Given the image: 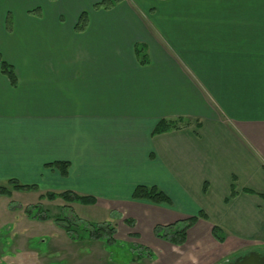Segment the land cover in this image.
I'll use <instances>...</instances> for the list:
<instances>
[{
  "label": "crops",
  "instance_id": "1",
  "mask_svg": "<svg viewBox=\"0 0 264 264\" xmlns=\"http://www.w3.org/2000/svg\"><path fill=\"white\" fill-rule=\"evenodd\" d=\"M96 1L0 0V54L16 75L11 85L0 70V184L92 195L95 203L79 204L95 209L94 222L122 220L154 261L165 244L153 226L188 207L208 215L187 231L197 264L264 248V0L92 9ZM18 4L11 33L4 20ZM82 10L87 26L76 31ZM178 118L189 123L151 134L160 119ZM55 160L69 162L66 175L46 165ZM138 184L156 185L171 203L133 199ZM212 224L223 242L207 237Z\"/></svg>",
  "mask_w": 264,
  "mask_h": 264
},
{
  "label": "rangeland",
  "instance_id": "2",
  "mask_svg": "<svg viewBox=\"0 0 264 264\" xmlns=\"http://www.w3.org/2000/svg\"><path fill=\"white\" fill-rule=\"evenodd\" d=\"M56 4L57 2H54L53 4L47 3L42 6L48 8L50 11ZM62 4L63 2L61 1L60 5L63 8ZM19 11L20 5L18 4L16 11L12 10V12H8L10 15V29H7L8 32H16L14 16H18ZM37 11L38 10L30 13L37 14ZM82 11L87 12L86 10ZM65 13V18L68 20L67 11ZM4 21L6 28V17ZM8 46V43L5 44L4 51L5 54H9L8 56L10 57L11 54L8 51ZM5 183H3V185ZM37 187L36 190L12 191L10 196L0 195V264H197L198 262V259L194 257L197 256V248L193 240H187V238L186 241L180 245L173 244L163 239L165 247L157 250V261L153 260L154 255H149L150 253H148V258L143 260L134 258L133 254L135 250L131 247L134 244L140 243L135 240L130 229H122L125 227L121 226L123 224L122 220L119 221V227L116 226L114 223L115 221L112 222L108 220L115 225L113 237L117 243L105 244L101 239L73 241L54 220V215L60 213L61 205L66 206L64 207L65 209L62 210L68 213L67 203L61 199L50 201L45 198H38L40 194L46 191L60 190L43 188L41 184ZM32 204H39L45 211L43 214H48V219L41 220L27 216L24 212L25 208L31 209V206H33ZM70 206L74 207L72 213L81 219H92L89 220L92 222L97 221L96 219L98 218H91L89 216V213L95 209L89 210V207L79 203H73L70 204ZM188 208V211L186 210L185 212L188 213L187 216L193 215V208ZM124 224L127 226L129 225L127 222ZM206 235L217 242L210 233L207 232ZM204 240L203 235L199 241L200 243L203 242L204 247L207 248L208 244L205 243ZM145 247L148 248V251L150 250L151 253L154 251L151 247ZM263 249L264 248H258L256 250ZM144 250L146 249H140V253ZM246 251L248 250L239 252V254Z\"/></svg>",
  "mask_w": 264,
  "mask_h": 264
},
{
  "label": "trees",
  "instance_id": "3",
  "mask_svg": "<svg viewBox=\"0 0 264 264\" xmlns=\"http://www.w3.org/2000/svg\"><path fill=\"white\" fill-rule=\"evenodd\" d=\"M120 0H99L93 3V9H108L115 5ZM38 10L35 8L30 10L29 12H34ZM9 13L6 16V29H10L9 25ZM87 12L81 11L78 15L77 22L74 25V29L76 31H82L87 26ZM144 48L143 45H136L134 46V52L138 57L140 63H145L147 61L146 53L143 52ZM0 70L3 74H5L10 82L11 85L16 84V75L14 72V68L12 64L5 61L1 54H0ZM189 122L183 118L178 119H160L155 126L153 127L151 134H159L171 129H178L180 127L185 126ZM46 165L50 167L56 168L60 175L64 176L67 174L69 162L68 161H61L55 160L52 162L47 163ZM36 184H27L21 183L16 178H9L6 183L0 184V195L10 196L12 191H23V190H36ZM243 191L248 193H253L251 189L244 188ZM236 190L234 184H230V190L228 197L229 199L235 196ZM264 196V194H260ZM131 197L136 200H147L151 203L155 204H170L171 198L168 194L158 188L156 185H145V184H138L134 187ZM39 199H47L50 201L61 199L68 206V213H65L62 209H65L66 206H60V213L54 215V220L60 226L63 231L67 234V236L72 239L73 241H81L83 239H101L105 244H112L117 243L115 238L113 237L115 232V225L109 221H102V222H92L88 220H83L77 215L73 214L72 209L69 207V203L71 202H78L82 204H93L95 203V197L92 195H85L74 192L72 190H63V191H46L43 194H40ZM31 209L25 208V213L29 217H34L36 219L45 220L48 219V214H43L45 211L41 208L39 204H32ZM34 209V210H33ZM208 219V215L202 209H199L196 214L187 216L185 218H179L174 220L173 222H169L166 224L157 223L153 226L152 232L153 234L161 239L168 240L169 242L180 245L186 241L187 238V231L195 224V222L199 219ZM129 225L133 224V221L129 218L125 219ZM211 235L218 241L223 242L224 240V231L222 228L217 224H212L211 226ZM133 236L136 235L135 233H131ZM134 244V243H133ZM135 250L133 257L138 260H143L148 258L149 255H152L153 252L148 251L144 245L141 244H134L131 247ZM146 249L140 253V249ZM138 249V250H136ZM233 257L223 261L221 264H226L229 260Z\"/></svg>",
  "mask_w": 264,
  "mask_h": 264
},
{
  "label": "water",
  "instance_id": "4",
  "mask_svg": "<svg viewBox=\"0 0 264 264\" xmlns=\"http://www.w3.org/2000/svg\"><path fill=\"white\" fill-rule=\"evenodd\" d=\"M226 264H264V250H248L234 256Z\"/></svg>",
  "mask_w": 264,
  "mask_h": 264
}]
</instances>
